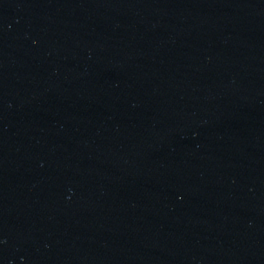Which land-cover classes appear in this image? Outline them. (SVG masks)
<instances>
[{"label": "water", "instance_id": "1", "mask_svg": "<svg viewBox=\"0 0 264 264\" xmlns=\"http://www.w3.org/2000/svg\"><path fill=\"white\" fill-rule=\"evenodd\" d=\"M0 264H264V0H0Z\"/></svg>", "mask_w": 264, "mask_h": 264}]
</instances>
